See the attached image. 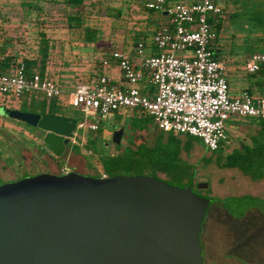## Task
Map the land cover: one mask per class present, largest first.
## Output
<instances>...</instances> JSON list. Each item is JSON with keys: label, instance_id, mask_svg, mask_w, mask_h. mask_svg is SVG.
Returning a JSON list of instances; mask_svg holds the SVG:
<instances>
[{"label": "rangeland", "instance_id": "obj_1", "mask_svg": "<svg viewBox=\"0 0 264 264\" xmlns=\"http://www.w3.org/2000/svg\"><path fill=\"white\" fill-rule=\"evenodd\" d=\"M223 1L225 0H219L218 3L223 5ZM8 2V5L2 8L0 25L3 28L5 38L13 40V46L8 48L9 52L14 55L18 54L19 60L23 57H37L36 44L39 30L35 24V14L25 16L17 1L10 0ZM92 2L93 0H85L86 8L83 13L88 18V24L98 28L99 37L96 42L88 44L83 41V35L80 31L68 28L63 5H45L44 8V30L51 42L47 64L48 77L57 82L60 81L65 90L80 83L88 82L96 64L106 55L109 56L115 45L124 47V49L131 47L133 45L131 41L132 32L147 30L146 25L143 24L146 22V14L140 10L135 0H102L95 7L91 4ZM227 4L230 6L229 1ZM117 11H120L119 18L115 17ZM154 19L156 20L155 27L168 21L167 17L161 18L157 13H155ZM237 31L240 32L238 29ZM147 32L150 33L149 37L151 38L152 30ZM234 32L235 25L231 22H225L220 37V43L224 49L219 53V58L227 59L229 57L227 79L232 94L236 96L246 89L248 78L244 71V58L235 57V52L241 53V51L234 48L230 49V36ZM237 34L239 38L234 41V44L241 45L243 34ZM235 60L241 64H235ZM103 74L110 75L114 79L120 77V72L117 69H105ZM21 107H23L22 103L15 99H2L0 97V151L2 152L0 185L39 174L61 175L63 168L68 172L101 179L99 175L102 170L98 163V156L108 151L114 152V148L117 146L112 143V135L116 130L124 129L120 144L122 147L129 140V134L134 129V121L140 123V128L143 130V140L148 144L151 145L159 134V131L154 128L151 117L140 113L133 116L127 110H120L102 123L104 131L99 136L98 142H94L95 154H86L83 144L85 139L94 140L98 134L79 131L77 144H69L63 156H53L54 163L51 158L44 155L49 153V148L42 143V133L25 123L16 122L8 117V110H19ZM24 108L27 107L24 105ZM55 111L58 116L72 118L76 122H82L86 119L92 120V117L85 116L78 109L70 106L67 95L60 97ZM227 127H229L227 131L229 138L226 147L223 149L224 153H228L237 147L239 142L245 141L250 134L256 131L257 119L230 120ZM210 156L211 153L198 138L193 139L190 153H182L181 155L183 161L191 164L186 179L189 185L193 184L196 195L209 199L210 203L215 200H225L224 203L228 204L230 203L228 198L240 197L238 195L250 192L246 185L258 184L259 187L256 192L264 196V181L255 183L243 176L237 169H220L215 165L213 159L211 164L206 165V159ZM6 157L13 158L15 163L10 164L8 162L7 166ZM154 177L170 186L180 189L186 188V182L179 179L169 178L161 173L154 175ZM199 183L208 184V188L198 189L197 184ZM211 206L206 211L204 221L211 211ZM225 217L226 224L222 242L228 258H232L239 264H264V215L251 211L245 215L244 219L231 218L228 215Z\"/></svg>", "mask_w": 264, "mask_h": 264}, {"label": "water", "instance_id": "obj_2", "mask_svg": "<svg viewBox=\"0 0 264 264\" xmlns=\"http://www.w3.org/2000/svg\"><path fill=\"white\" fill-rule=\"evenodd\" d=\"M219 53V51H217ZM65 154L72 118L11 110ZM124 129L112 143L121 144ZM207 189L208 184H197ZM210 200L151 176L95 179L69 172L0 185V264H204L200 232Z\"/></svg>", "mask_w": 264, "mask_h": 264}, {"label": "built area", "instance_id": "obj_3", "mask_svg": "<svg viewBox=\"0 0 264 264\" xmlns=\"http://www.w3.org/2000/svg\"><path fill=\"white\" fill-rule=\"evenodd\" d=\"M149 0L148 10L162 12L168 18L155 32L149 45L137 44L131 52L115 45L102 61L105 69H117L118 79L101 75L89 83L65 90L49 77L26 75L24 66L0 73V97L19 99L39 94L47 100L68 96L69 105L85 116L76 122L70 144L76 145L78 132H95L113 113L138 112L152 118L154 128L163 133L198 138L210 152H216L228 140L227 123L240 118L264 120V97H253L246 90L231 95L227 68L209 49L214 34L209 16H221L215 0ZM113 66V67H112ZM264 70V53H253L244 62L251 75ZM61 175L68 173L64 168Z\"/></svg>", "mask_w": 264, "mask_h": 264}, {"label": "trees", "instance_id": "obj_4", "mask_svg": "<svg viewBox=\"0 0 264 264\" xmlns=\"http://www.w3.org/2000/svg\"><path fill=\"white\" fill-rule=\"evenodd\" d=\"M8 1L10 0H0V16L2 8L8 5ZM13 1L18 2V6L22 8L25 16H31L33 13L35 14V24L39 30L38 41L36 44L38 55L37 57H23L19 60L18 54L14 55L10 53L8 48L13 46V40L11 38H5L3 28L0 25V73L12 72L19 65H23L27 76L38 73L41 78L48 77L47 64L50 56L51 42L44 30L45 21L43 15L45 5H63V12L68 28L80 31L83 35V41L85 43H94L99 37L98 28L88 24V18L84 16L83 12L86 8L85 0ZM100 1L102 0H93L91 4L95 7V5L100 4ZM135 1L140 10L146 14V22L143 24L146 25L147 30L131 33V41L133 45L125 49L123 47L125 51L129 52H131L139 43L152 47L149 45L150 33L147 31L152 30L151 35H153L155 32L161 30L166 24V22L160 23L158 27H155L156 20L154 19V15L157 12L146 8V3L149 0ZM182 1L183 0H168L164 4V8H168L169 2L180 3ZM215 1L217 3L219 2V0ZM228 1L230 6L227 4ZM97 2L98 4H96ZM221 7V16L208 17V22L214 34V39L210 42L209 49L214 53L215 59L226 62L224 64L226 65L228 72V65L230 64L228 62L229 57H227V59L219 58V53L224 49L223 45L220 43L224 23L231 22L235 25V32L230 36V49L232 50L234 48L237 51H241V53L235 52V57H239L238 59L244 58V65V62L249 55L256 53L257 51L259 53H264V0H225L223 1V5H221ZM157 14H159L161 18L166 17V15L162 12ZM119 15L120 11H117L115 17L119 18ZM237 29L240 32H238ZM236 32L243 34L241 45L234 44V41L239 38ZM217 51H219V53H217ZM151 53H155V49H153V47ZM108 57L109 56L106 55V57L96 64L95 70L90 76L89 81L84 83H89L103 75V70H105V68L102 66V61ZM234 63L241 64L237 60H235ZM247 78L248 86L245 90L253 97H264V70L251 75L247 74ZM57 83L63 87V85L60 84V81ZM69 89H71V87ZM59 99L60 97L47 100L43 96L33 93L30 95H23L16 100L22 103L23 107L18 110L20 112L58 116L55 109ZM24 105L27 108H24ZM136 114H138V112H132L133 116ZM103 131L104 126L100 123L98 130L91 132L98 134V136L94 140L85 139L83 149L86 154H95L93 149L94 142H98L100 138L99 136L103 134ZM142 134L143 130L140 128V123L138 121H134V129L131 130L129 140L125 146L122 147L119 145L115 147L113 153L108 151L100 156L97 155L98 163L102 170L99 177L101 179L118 175L154 177V175L161 173L169 178L171 177L186 182V188L193 187V184L189 185L186 179L190 171L191 164L183 161L181 155L182 153H190L194 138L186 136V139L183 140L178 135L159 131L156 139L150 145L143 140ZM42 143L47 146L43 140ZM225 147L226 144L220 147L216 152L211 153V156L206 159V165L211 164L213 159L215 165L220 169H237L243 176L248 177L252 181H264V120L257 119L256 131L250 134L245 141L243 140L239 142L237 147L233 148L228 153H224L223 149ZM44 155L51 158L53 162L55 161L50 151L48 154ZM1 158L2 152L0 151V162ZM8 162H10V164L15 163L13 158L6 157L5 163L7 166L9 164ZM228 200L231 204H225V200H215L213 203L211 202L212 204L210 203L209 206L214 203H218L229 215L237 219H242L248 212L251 211L264 214V200L260 198L240 196L231 197L228 198Z\"/></svg>", "mask_w": 264, "mask_h": 264}, {"label": "crops", "instance_id": "obj_5", "mask_svg": "<svg viewBox=\"0 0 264 264\" xmlns=\"http://www.w3.org/2000/svg\"><path fill=\"white\" fill-rule=\"evenodd\" d=\"M229 91L231 95H233L231 87L229 88ZM179 136L183 140L186 139L185 135H179ZM253 182L258 183L260 181H253ZM257 185L258 184H254V185L252 184L251 186L246 185L250 192L238 196H252L255 198H260V199L262 198V200H264V196L256 192V190L259 187ZM211 195L213 196V193H211ZM211 207H212L211 211L209 212L205 221L203 220L201 226V232H200V245L202 249L203 262L205 264H239L236 261L232 260V258H228L226 252H224V247H223L224 243L222 242L223 240L222 236L224 238V230L226 224L225 216L228 215L231 218L232 216L229 215L218 203H214ZM260 214L264 215L263 213ZM242 219H244V217Z\"/></svg>", "mask_w": 264, "mask_h": 264}, {"label": "flooded vegetation", "instance_id": "obj_6", "mask_svg": "<svg viewBox=\"0 0 264 264\" xmlns=\"http://www.w3.org/2000/svg\"><path fill=\"white\" fill-rule=\"evenodd\" d=\"M35 130H38L37 128H34ZM40 131V130H39ZM41 132V131H40ZM42 133V140H43V136H44V133L43 132H41ZM66 153V152H65ZM69 173V172H68ZM191 189H192V191L194 192V190H193V187H191ZM195 193V192H194Z\"/></svg>", "mask_w": 264, "mask_h": 264}]
</instances>
